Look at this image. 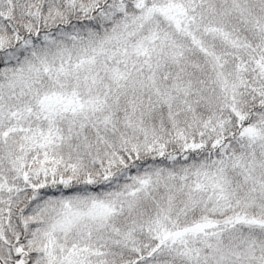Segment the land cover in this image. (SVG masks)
<instances>
[{
	"label": "trees",
	"instance_id": "obj_1",
	"mask_svg": "<svg viewBox=\"0 0 264 264\" xmlns=\"http://www.w3.org/2000/svg\"><path fill=\"white\" fill-rule=\"evenodd\" d=\"M2 141L21 154L1 264H61L36 247L39 210L105 193L93 233L117 250L135 234L149 244L126 264L159 251L177 264H264L263 250L238 257L227 244L264 230V0H0ZM58 148L75 152L79 176L63 162L44 174ZM30 163L42 174L27 176ZM118 209L140 229L113 221ZM154 213L169 220L154 225Z\"/></svg>",
	"mask_w": 264,
	"mask_h": 264
},
{
	"label": "rangeland",
	"instance_id": "obj_2",
	"mask_svg": "<svg viewBox=\"0 0 264 264\" xmlns=\"http://www.w3.org/2000/svg\"><path fill=\"white\" fill-rule=\"evenodd\" d=\"M50 143V142H46ZM71 145L67 147L70 148ZM21 149L26 155H29L31 146L29 144H20ZM59 149V148H58ZM59 150H63L60 148ZM67 151V150H66ZM66 153L64 150L61 153V157L57 163L54 170H48L44 174L55 176L59 165L63 162L68 170V176L74 177L79 176V164L75 159V152ZM19 154L21 151L17 149L13 141H2L0 142V254H6L9 251L8 244L13 237V234L17 231L16 220L12 217V208L18 201V195L16 200L13 196L16 195L14 187L16 185V168L13 167V161L15 164L19 163ZM62 158V159H61ZM32 164L29 171H25L27 176H38L42 174V170L37 164ZM15 184V185H14ZM264 185V181L263 184ZM92 198L91 196H74V197H59L52 198L46 201L44 208L39 210L38 219L40 223L43 222L44 225L36 229L35 239L36 247L44 250L45 255L52 258L55 262L61 261V264H126L131 263L136 258L137 248H145L149 245L147 242L142 241V236L135 234L130 235L127 241V245L120 247L119 250L111 247H106L103 239L97 234L93 233V223L92 218L94 213L100 208L106 207L112 204V197L107 193L103 194L100 198ZM105 200L103 205L100 204V199ZM261 198H264L262 196ZM261 200V199H260ZM84 204L85 209L78 207L77 205ZM258 204L261 206V212L258 217L264 219V207H262L260 201ZM109 209V208H108ZM122 211V210H121ZM120 209L116 211V216L113 221L118 223L122 228H126L129 231L139 230V223L134 216L123 215ZM120 213V214H119ZM118 215V216H117ZM66 216H69L66 219ZM154 225L157 222L168 221L169 218L165 214L154 213L153 215ZM80 219L79 224H86L88 233L87 237L89 240L82 241L80 236L76 235L73 227L75 222ZM175 226L177 223L172 221ZM73 228V229H72ZM151 230V229H150ZM152 231V230H151ZM154 232V231H152ZM238 242L247 244L245 248H239L237 246ZM222 242V241H221ZM222 243H226L223 241ZM227 244L229 245L231 251L238 257H243L247 250H253L256 247L258 250L264 251V230L263 228H251L247 232H241L235 230L229 235ZM244 244V245H245ZM153 247V244H150ZM245 250L240 253V250ZM257 250V251H258ZM256 251V252H257ZM199 253H203L198 251ZM170 251H159L158 257L148 259L140 264H177L174 260L169 258ZM215 254L216 263L215 264H228V262L223 261L225 257ZM235 262L239 260L234 259ZM204 259H199V264H203ZM212 264V263H205ZM229 264H236L230 262Z\"/></svg>",
	"mask_w": 264,
	"mask_h": 264
}]
</instances>
